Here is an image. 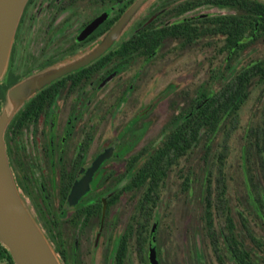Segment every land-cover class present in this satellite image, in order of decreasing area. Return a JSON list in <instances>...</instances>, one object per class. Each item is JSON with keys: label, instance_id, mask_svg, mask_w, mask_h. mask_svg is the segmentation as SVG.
<instances>
[{"label": "flooded vegetation", "instance_id": "obj_1", "mask_svg": "<svg viewBox=\"0 0 264 264\" xmlns=\"http://www.w3.org/2000/svg\"><path fill=\"white\" fill-rule=\"evenodd\" d=\"M60 1L28 0L26 3L14 38L11 64L24 40L25 32L31 31L33 36L20 70L16 72L13 67L10 68L9 72L17 75L16 81L43 69L54 61L92 47L136 0H92L95 5L98 4L100 11L91 16L89 21L79 28L77 34L60 39L54 51L55 46L53 44L50 46V17L55 8H60ZM245 1H142L129 16L119 39L114 41L104 53L89 64L44 85L23 103L12 118L5 132V147L14 181L21 198L53 245L58 257L65 264H81L79 243L82 235L87 233L90 235L94 233L103 244L102 264H130V246L134 234L132 228L128 226L116 227L113 208L125 192L134 197L138 191L143 194L145 190V194L149 191V183L140 187L134 185L135 169L150 151L161 143L168 131L167 128L164 129V135L158 144H146L135 153H129V146L125 143L119 146L117 137L112 144L103 146L100 130L103 117L102 82L109 75L119 72L134 54L141 53L145 57H150L166 40L179 39L188 44L198 37L207 35L223 39V51L226 56H230L226 59L228 65L223 67L224 70L227 69L228 66L230 67L231 57L233 61L246 48L248 36L261 33V28L257 25L250 29V32L247 31L243 5ZM203 4L211 7L212 11L205 16L191 14ZM230 8L237 9L238 13H228ZM28 20H31V23H26L27 26L25 22ZM236 28L239 29L238 40L235 44H231L230 33ZM86 30L87 32L82 36L81 33ZM234 31L236 33V30ZM152 40H157L158 44L151 52L148 50V44ZM135 41H145V47L135 46L133 44ZM123 42L131 43L130 51L126 54L119 49ZM5 84L8 82L5 81L2 85ZM5 89L0 93L3 98ZM63 94L67 98L65 109L59 106L52 110L56 100ZM215 99L214 92L208 88L198 90L194 97L179 103L180 107L176 108L179 110L171 115V118L177 117L180 121L182 117L191 116L195 111L196 115L193 117H197L199 108L206 104L214 107L225 101L227 97L219 101ZM243 100L244 97L242 102ZM92 103L94 106H90ZM229 115L228 109L222 119ZM140 119V117L132 118L126 131ZM47 120L49 124L47 129H44ZM220 124L221 121L213 131L201 127L189 150L197 145L202 130L207 134H213ZM194 125L196 126L195 123ZM76 134L80 138L71 146V136ZM96 142L98 145L94 147ZM210 148V144L207 143L206 149L201 154L202 162L208 160ZM186 153H178L177 156H184ZM190 166L194 167L193 163ZM242 181L241 194L252 203V210L264 221V196L259 198L252 194L247 186L248 177L245 176L244 170ZM207 193L210 194L209 188ZM207 213L211 214L207 222L212 226L211 204L208 198L205 206L206 218ZM227 217L231 219V225L227 222ZM224 219L226 223L224 232L216 236L217 239L213 237L211 240L217 264H264V235L244 228L246 227L244 219L241 224L243 228H239L229 208H226ZM137 231L139 237L141 231L140 229ZM195 237L196 232L193 230L191 238L194 240ZM146 241L147 251L142 247ZM137 242V248L142 254V264H152L150 257L152 249L156 263L166 264L157 245L156 229L149 233L147 238L143 231L142 240ZM188 262L200 264V258L192 257Z\"/></svg>", "mask_w": 264, "mask_h": 264}, {"label": "rangeland", "instance_id": "obj_2", "mask_svg": "<svg viewBox=\"0 0 264 264\" xmlns=\"http://www.w3.org/2000/svg\"><path fill=\"white\" fill-rule=\"evenodd\" d=\"M59 7L50 17V46H55L54 51L60 39L77 34L79 28L100 11L92 0H61ZM211 11V7L203 4L191 14L205 16ZM227 12L238 13V10L230 8ZM26 23H31V20ZM87 30L81 33L82 36ZM32 36L31 31L25 32L8 73L12 67L16 72L20 70ZM227 58L230 56L223 51V39L208 35L188 44L179 39L166 40L150 57L134 54L119 72L109 75L101 84V144H112L117 137L119 146L124 143L129 146V153H135L146 144H158L167 122L171 115L177 113L179 109L176 108L182 101L207 88L214 92L216 101L222 100L235 88L236 75L251 64L264 61V33L248 36L246 48L233 61L231 57L230 67L224 70L223 67L228 65ZM250 77L247 95L240 107L221 120L217 131L207 134L202 130L192 150L184 156H172L165 177L156 185H149L146 194V190L144 194L138 191L132 197L125 192L117 200L113 208L116 227L128 226L134 234L130 264H142L137 240H142L143 231L147 238L154 229L166 264H189L188 261L196 256L200 258V264H217L211 240L226 228V208L230 209L239 228H243L244 219V228L264 235L261 229L264 221L252 210V203L241 194L244 170L252 194L259 198L264 196V77ZM4 82L5 78L1 79L0 85ZM6 91L4 98L0 94V113L6 104ZM66 101V95H60L52 110L59 106L64 108ZM138 117L140 121L126 131L132 118ZM146 117L148 119L145 120ZM48 124L47 120L44 129ZM71 137L70 145L73 146L80 137L78 134ZM207 143L211 147L208 160L202 162L201 154ZM96 145L98 142L94 147ZM191 163L194 167L190 166ZM207 198L211 204L212 226L205 216ZM138 229L141 231L139 237ZM193 230L196 232L194 240L191 238ZM142 247L147 251V241ZM102 251L103 244L98 236L95 237L94 233L82 235L79 243L81 264H102Z\"/></svg>", "mask_w": 264, "mask_h": 264}, {"label": "water", "instance_id": "obj_3", "mask_svg": "<svg viewBox=\"0 0 264 264\" xmlns=\"http://www.w3.org/2000/svg\"><path fill=\"white\" fill-rule=\"evenodd\" d=\"M144 0H136L118 22L92 47L28 74L6 91L0 113V243L15 264H62L54 247L21 198L12 175L5 147L6 129L23 103L51 81L89 64L117 41L129 16ZM28 0H0V80L7 77L16 31ZM152 264H157L154 250Z\"/></svg>", "mask_w": 264, "mask_h": 264}, {"label": "trees", "instance_id": "obj_4", "mask_svg": "<svg viewBox=\"0 0 264 264\" xmlns=\"http://www.w3.org/2000/svg\"><path fill=\"white\" fill-rule=\"evenodd\" d=\"M243 5L245 8V24L247 31L250 32V29L257 25L261 28V32L264 33V1L246 0ZM234 30H236V33ZM234 30L231 31L229 37V42L231 44H235L238 40L237 34L239 33V29L236 28ZM144 43L145 41L133 42L135 46L139 45L143 48L145 47ZM130 44V42H123L120 44L119 49L122 50L123 54L130 51ZM149 44V47L147 46L148 50L152 52L157 47L158 41L152 40ZM251 75L264 77V61L251 64L245 71L235 76L234 79L237 83L233 91L230 92L228 96H225L227 97L225 101L218 103L214 107L208 104L202 106L197 111V117H193L196 115V111L191 116L182 117L180 121H178L177 117H172L167 123L166 128L168 131L161 143L152 149L147 157L143 159V162H141V164L135 169L133 177L134 185L136 187L143 186L147 183H149L150 186L156 185L157 182L163 178L165 171L170 164L171 157L177 156L178 153L184 154L193 146V141L197 138L198 131L201 127L213 131L217 127V124L222 120L224 112L229 109L230 114L234 113L240 106L243 97L247 95V84ZM16 80L17 75L9 72L5 79L8 84L0 86V93L9 84L17 82ZM210 217L211 214L207 213V219H210ZM226 220L229 225L232 224L229 217H227ZM0 260L4 264H15L8 249L1 243Z\"/></svg>", "mask_w": 264, "mask_h": 264}, {"label": "crops", "instance_id": "obj_5", "mask_svg": "<svg viewBox=\"0 0 264 264\" xmlns=\"http://www.w3.org/2000/svg\"><path fill=\"white\" fill-rule=\"evenodd\" d=\"M0 264H2L1 260H0Z\"/></svg>", "mask_w": 264, "mask_h": 264}, {"label": "built area", "instance_id": "obj_6", "mask_svg": "<svg viewBox=\"0 0 264 264\" xmlns=\"http://www.w3.org/2000/svg\"><path fill=\"white\" fill-rule=\"evenodd\" d=\"M2 264H4V263H2Z\"/></svg>", "mask_w": 264, "mask_h": 264}]
</instances>
